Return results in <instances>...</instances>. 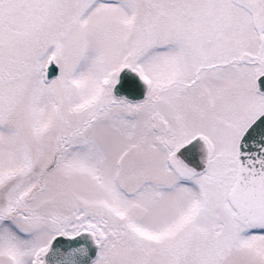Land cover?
Returning <instances> with one entry per match:
<instances>
[{
  "label": "snow or ice",
  "instance_id": "6c2138e0",
  "mask_svg": "<svg viewBox=\"0 0 264 264\" xmlns=\"http://www.w3.org/2000/svg\"><path fill=\"white\" fill-rule=\"evenodd\" d=\"M0 264H264V0H0Z\"/></svg>",
  "mask_w": 264,
  "mask_h": 264
}]
</instances>
